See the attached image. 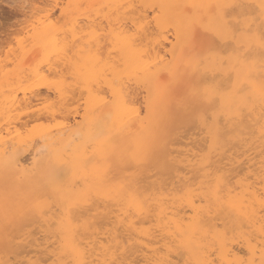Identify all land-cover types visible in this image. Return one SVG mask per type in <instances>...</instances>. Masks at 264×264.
<instances>
[{
  "label": "bare ground",
  "instance_id": "obj_1",
  "mask_svg": "<svg viewBox=\"0 0 264 264\" xmlns=\"http://www.w3.org/2000/svg\"><path fill=\"white\" fill-rule=\"evenodd\" d=\"M40 2L44 5L38 23L28 30V38L17 50L6 47L5 57L0 60V264H63L68 260L74 264L77 260L87 264H104L106 260H116L117 264H221L222 260L250 256L259 264L260 225L264 221V139L260 136L264 121L258 93L262 72L260 0ZM57 3L62 9L69 4L83 5L74 11L82 19L90 14L91 28L105 36L90 49L84 48L87 41L74 49L86 74L111 72L113 61L122 64L126 74L122 99L128 103L121 113L90 98L84 84L70 80V87L63 93L45 86L56 75L62 78L71 72L62 51L64 32L50 34L65 21L43 20L61 14L56 10L50 15ZM188 4L237 6L225 11L227 19L240 30L237 35L245 46L255 50L250 64L257 87L248 93L246 101L242 96L230 98L228 104L236 114L219 115L214 125L209 121L212 126L192 120L178 103L160 111L155 128L136 123L132 135H125L124 143L134 148L140 145L137 155L142 163L138 168L109 171L104 183L94 181L89 185L91 213H85L73 225L80 254L69 255L60 213L55 207L46 215L34 210L30 190L46 179L47 167L57 151L74 149L118 115L127 119L134 115L131 109L142 110L149 92L154 90L152 74L143 70L146 64H155L152 71L156 72L187 63L181 47L192 23L182 7ZM214 11L219 10L198 9L195 16L210 26ZM109 20L114 23L109 24ZM135 20L152 22L149 33L138 41L148 50L144 60L140 58V47L116 44L114 35H108L113 28L131 30ZM89 30L82 27V31ZM198 35H204L203 29H198ZM98 50L102 62L94 67L91 61ZM110 52L114 54L110 56ZM56 68L59 73H55ZM95 88L100 97L111 95L102 80ZM203 157L210 160V169L203 167ZM218 177L223 178L219 192ZM141 202L142 211L129 212V205L135 208Z\"/></svg>",
  "mask_w": 264,
  "mask_h": 264
},
{
  "label": "snow or ice",
  "instance_id": "obj_2",
  "mask_svg": "<svg viewBox=\"0 0 264 264\" xmlns=\"http://www.w3.org/2000/svg\"><path fill=\"white\" fill-rule=\"evenodd\" d=\"M83 7V5L69 4L64 5L62 9L57 3L50 9V15L56 10L61 11L58 23L60 20L65 21L58 29L50 30V34L64 32L65 40L62 51L71 72L62 78L56 75L45 86L54 87L58 92L63 93L70 87L68 83L70 80L75 81L77 85L84 84L90 98L100 100L104 107L114 109L119 114L124 110L123 106L128 103L126 99H122L124 96L123 81L126 78L122 64L113 61L110 65L111 72L91 76L85 73L84 66L80 64L74 52L77 45L83 41H87L84 43V48L90 49L98 40L105 39V36L96 34L97 29L91 28V22L88 19L90 14L84 15L82 19L81 15H77L74 11V9ZM182 7L185 9V14L192 20L183 36L181 47L182 56L187 57V63L166 67L156 72L152 71L156 67L155 64H146L143 70L152 74L154 90L149 92L142 110L131 109L134 115L127 119L118 115L117 119H113L111 124L103 127L93 137L77 143L74 149L57 151L47 167L46 179L30 190L34 210L46 215L55 207L60 213L61 223L65 225L64 238L66 246L69 247V255L78 256L80 254L75 243L76 230L73 225L85 213H91L93 201L89 185L94 181L104 183L109 171L115 173L127 168H138L142 163V159L137 155L140 145L134 148L124 143L125 135H132L131 129L136 123L155 128L160 111L173 103H178L190 113L192 120H199L204 126H212L219 115L236 114L232 106L228 104L230 98L242 96L246 101L249 98L248 93L257 87L250 64L255 50L250 46H245L241 36L237 35L240 30L231 20L227 19L225 11L237 6L188 4ZM259 8L262 17V30L259 36L262 72L258 93L261 101V120L264 121V0H260ZM198 9L219 10L214 11V23L208 26L203 23V18L197 19L195 10ZM112 23L114 22L109 20V24ZM151 26V21L135 20L131 30L113 28L108 35H114L116 44L132 48L140 47V58L144 60L148 58V50L139 46L138 41L149 33ZM156 26H160L158 19ZM82 27L90 30L82 31ZM198 29H203L204 35H198ZM248 31H251L250 26ZM173 52H175V45H173ZM113 54L110 52L109 55ZM101 55L98 50L97 56L91 61L94 67L101 64ZM163 59V57L160 58L161 61ZM202 66L203 71H201ZM54 71L59 73L60 70L56 68ZM52 75L53 72L50 71L49 76ZM101 80L110 91V96L100 97L99 91L96 90L95 84ZM144 108L147 111H143ZM209 121L212 125H209ZM260 136L264 139V122L260 124ZM144 155L146 156V153ZM203 159L206 161L203 167L210 169L211 164L208 157H203ZM222 182L223 178L218 177L217 192ZM128 210L130 213L135 210L142 211L143 202L135 208L129 205ZM261 210L264 212V201H262ZM196 214L199 217L200 210H197ZM260 233L259 264H264V221L260 225ZM224 235L226 238L227 233ZM250 252H253L251 246ZM63 264H74V262L68 260ZM75 264H87V262L77 260ZM104 264H117V261L106 260ZM162 264H171V262L164 261ZM196 264H211V262L197 261ZM221 264H257V261L250 256L247 259L222 260Z\"/></svg>",
  "mask_w": 264,
  "mask_h": 264
},
{
  "label": "rangeland",
  "instance_id": "obj_3",
  "mask_svg": "<svg viewBox=\"0 0 264 264\" xmlns=\"http://www.w3.org/2000/svg\"><path fill=\"white\" fill-rule=\"evenodd\" d=\"M43 5L40 0H0V22L2 25L6 24L2 26L0 23V60L5 57L6 47L17 50L22 41L28 38L31 33L28 30L38 23L40 7ZM60 15L57 12L51 18H43V20L45 23H58ZM59 22L63 23L64 21L60 20ZM14 28H17V31ZM40 104L39 106L42 105ZM186 141H191V139L186 138ZM239 247L241 246L237 245L238 249Z\"/></svg>",
  "mask_w": 264,
  "mask_h": 264
}]
</instances>
